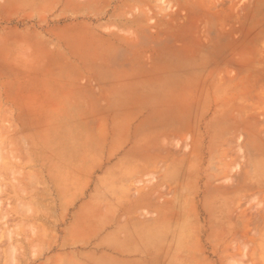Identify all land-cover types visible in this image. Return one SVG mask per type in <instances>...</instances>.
Wrapping results in <instances>:
<instances>
[{
	"label": "crops",
	"instance_id": "0c3cea01",
	"mask_svg": "<svg viewBox=\"0 0 264 264\" xmlns=\"http://www.w3.org/2000/svg\"><path fill=\"white\" fill-rule=\"evenodd\" d=\"M64 1L22 12L52 16L22 39L29 69L18 80L29 85L11 106L31 130L32 172L44 180L35 193L52 196L48 264H240L245 235H226L229 223L208 217L198 197L206 157L197 154L191 92L182 98L175 74L153 65L158 29L115 13L71 25ZM250 249L252 263L264 264V246Z\"/></svg>",
	"mask_w": 264,
	"mask_h": 264
},
{
	"label": "rangeland",
	"instance_id": "374dc122",
	"mask_svg": "<svg viewBox=\"0 0 264 264\" xmlns=\"http://www.w3.org/2000/svg\"><path fill=\"white\" fill-rule=\"evenodd\" d=\"M82 2L89 12L64 1L69 24L89 27L115 13L127 24L158 29L153 65L175 74L182 98L185 88L191 92L197 154L206 157L198 160V180L206 181L207 192L198 197L208 217L229 223L226 235H245L240 264H253L250 248L264 246V0ZM52 4L56 0H0V264H48L58 227L50 192L35 193L44 180L32 172L31 130L11 108L14 94L29 85L18 80L29 69L21 66L22 39H34L52 16L38 22L22 12L44 13ZM43 198L46 203L38 201Z\"/></svg>",
	"mask_w": 264,
	"mask_h": 264
}]
</instances>
